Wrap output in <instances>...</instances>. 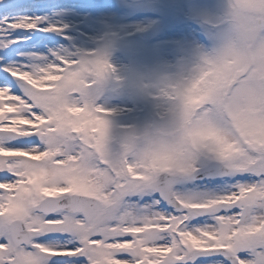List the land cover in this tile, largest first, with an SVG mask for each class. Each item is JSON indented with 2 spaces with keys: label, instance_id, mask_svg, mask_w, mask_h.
I'll list each match as a JSON object with an SVG mask.
<instances>
[{
  "label": "snow or ice",
  "instance_id": "snow-or-ice-1",
  "mask_svg": "<svg viewBox=\"0 0 264 264\" xmlns=\"http://www.w3.org/2000/svg\"><path fill=\"white\" fill-rule=\"evenodd\" d=\"M54 6L0 0V51L8 50L0 56V71L12 77L0 82V264H264V213L250 211L258 201L264 205V182L227 189L225 180L216 193L182 197L151 174L137 180L113 162L107 115L99 135L80 125L95 108L105 109L90 91V78L108 71L107 62L93 54L79 60L57 57L43 68L8 63L14 51L10 46L25 39L22 33L59 27L28 15ZM17 87L19 94L13 91ZM79 109L83 114L74 117ZM16 117L25 122L20 131L26 135L8 131ZM29 137V147L7 146ZM256 151L257 157L245 158L231 173L217 157L216 165L189 160L182 175L204 179L208 173L231 177L251 170L264 181V148ZM74 181L92 185L99 206L80 195L49 194ZM142 188L147 195L132 196ZM161 200L172 205L170 211L161 210ZM41 235L59 239L41 246L35 243ZM28 246L40 255L26 251Z\"/></svg>",
  "mask_w": 264,
  "mask_h": 264
},
{
  "label": "rangeland",
  "instance_id": "rangeland-1",
  "mask_svg": "<svg viewBox=\"0 0 264 264\" xmlns=\"http://www.w3.org/2000/svg\"><path fill=\"white\" fill-rule=\"evenodd\" d=\"M33 2L40 5H55L50 8L43 7L35 13L29 12L28 15L43 16L46 23L48 21V24L58 25L59 30L22 33L25 39L10 46L14 51L8 63L43 68L51 62L43 63L38 61L37 57H46L49 51L63 59L76 56L77 60L94 54L95 58L107 62L104 67L110 68L108 71L99 78H90V91L97 93V103L110 111L107 113L105 109L97 107L87 119L80 120V125L83 129L99 135L103 118L107 115L111 125L109 146L120 144L123 158H126L127 152L135 147L140 138V130L154 124L160 115L172 111L177 82L170 81L164 86L162 93L161 86L165 81L178 75H191L198 69L196 61L200 53L210 46L216 21L223 14L225 7V0H33ZM50 21L52 23H49ZM15 35L13 33V36ZM66 38L69 40L66 41ZM52 43L58 46H53ZM4 51L8 50L0 51V56H3ZM6 77L12 79L7 72L0 71V82ZM26 77L27 73L23 74L22 78ZM208 82V72H197V88L201 83ZM13 91L19 94L18 87ZM193 99L202 107L211 105L210 97L201 100L197 96ZM0 100H3L2 96ZM3 107L0 104V108ZM251 107L254 111L256 108L254 100ZM83 112V109H79L73 115L78 118ZM24 123L22 118L16 117L8 131L19 136L26 135L20 131ZM246 129L247 135L244 138L246 158H255L259 155L256 149L264 148V144L260 143L264 139V127H260L257 117L250 113ZM31 139V137L18 139L7 146L29 147L31 145L28 141ZM37 156L43 158L44 154L38 153ZM25 158L32 159L33 156L26 154ZM129 173L135 178L138 176L135 168ZM95 175L96 173H93V176ZM225 180L227 189H234L237 186L252 187L264 182L261 177L243 172L234 173L226 179L204 183H195L191 178L183 177L179 178L174 190L182 197L213 194ZM87 186V183L74 181L63 190L49 189V194L59 195L63 192L84 194ZM159 207L161 210H171L166 203L161 202ZM251 212L256 215L264 213V205L256 202L251 206ZM195 224L196 222L191 221V225ZM47 236L50 235L37 237L35 243L47 246L59 239L50 236L49 241H45ZM3 243L4 241L0 240V244ZM25 250L40 255L34 246H28Z\"/></svg>",
  "mask_w": 264,
  "mask_h": 264
},
{
  "label": "clouds",
  "instance_id": "clouds-1",
  "mask_svg": "<svg viewBox=\"0 0 264 264\" xmlns=\"http://www.w3.org/2000/svg\"><path fill=\"white\" fill-rule=\"evenodd\" d=\"M196 63L199 67L191 75H178L163 83L160 93L170 81L177 82L173 109L139 131L140 138L126 158L121 156L120 144L108 146L113 162L127 171L135 168L137 180L151 174L171 190L184 177L191 159L223 158L222 167L229 173L244 164L250 113L264 127V0H225L210 46ZM199 71L209 73V82L197 88ZM197 96L201 100L210 97L211 105L202 107L193 99ZM260 143L264 144V139ZM87 185L84 194L77 195L99 206L94 187ZM144 195V188L132 194L138 198Z\"/></svg>",
  "mask_w": 264,
  "mask_h": 264
},
{
  "label": "bare ground",
  "instance_id": "bare-ground-1",
  "mask_svg": "<svg viewBox=\"0 0 264 264\" xmlns=\"http://www.w3.org/2000/svg\"><path fill=\"white\" fill-rule=\"evenodd\" d=\"M58 3V2H57ZM47 23H48V21H47ZM49 23H52V21H50ZM59 30V28H57L56 29V31H58ZM67 40H69L68 38H66V41ZM52 45L53 46H58V45H56L55 43H52ZM60 47V46H59ZM23 50V49H22ZM21 50V51H22ZM47 56H48V58H47ZM47 56L46 57H37V60L38 61H41V62H43V63H47V62H51V63H53V62H55L56 60H57V57H59V59L61 60V61H63L64 59L62 58V57H60V56H57V54H54V53H52V52H48L47 53Z\"/></svg>",
  "mask_w": 264,
  "mask_h": 264
},
{
  "label": "water",
  "instance_id": "water-1",
  "mask_svg": "<svg viewBox=\"0 0 264 264\" xmlns=\"http://www.w3.org/2000/svg\"><path fill=\"white\" fill-rule=\"evenodd\" d=\"M211 165H216V164H219V162H217V161H213V162H211L210 163ZM213 177H220V176H216V175H214V174H212V173H208V174H205V177L204 178H213ZM195 179H197V178H195ZM198 180V179H197ZM201 259H203V258H201Z\"/></svg>",
  "mask_w": 264,
  "mask_h": 264
}]
</instances>
